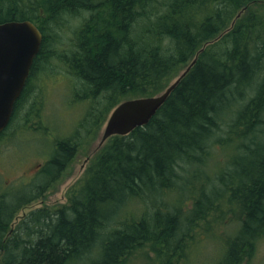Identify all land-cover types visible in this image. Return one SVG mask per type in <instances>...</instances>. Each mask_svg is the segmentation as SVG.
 Returning <instances> with one entry per match:
<instances>
[{"label":"trees","instance_id":"trees-1","mask_svg":"<svg viewBox=\"0 0 264 264\" xmlns=\"http://www.w3.org/2000/svg\"><path fill=\"white\" fill-rule=\"evenodd\" d=\"M66 18L67 49L56 54ZM12 20L42 34L31 72L59 57L76 101L91 102L79 123L86 136L124 98L160 94L195 62L145 126L105 141L67 206L33 211L11 229L26 193L5 190L0 264H129L137 254L146 264H191L199 223L226 215L237 230L215 264L252 255L264 234V0H0V23ZM75 135L45 166L51 175L84 140ZM217 146L236 154L212 179L201 167ZM133 203L155 212L135 213Z\"/></svg>","mask_w":264,"mask_h":264},{"label":"rangeland","instance_id":"rangeland-1","mask_svg":"<svg viewBox=\"0 0 264 264\" xmlns=\"http://www.w3.org/2000/svg\"><path fill=\"white\" fill-rule=\"evenodd\" d=\"M79 21L80 19L72 21V28ZM66 24L67 18L64 21L65 27L58 31V38L54 41L55 46L53 45V48L56 54L67 49V38H69L68 33L70 31L67 32ZM45 66L46 69L42 68L43 75L39 76L38 73H35L36 71L33 72L31 84L35 86L28 90L25 95L29 101L24 107L20 108L17 118L13 119L0 136V196L5 194L6 189L8 191L6 194H9L16 186H20L22 189L26 187L20 183L22 180L20 177L21 172L27 165L41 162L47 158V150L52 147L51 138L53 136L65 139L77 133L75 139H78V137L82 139L84 136V140L82 139L83 141L78 146L74 156L69 160L62 180L54 185L52 190L50 189L45 199V205L55 202V207L64 204L67 206L68 199L66 201V196L68 197L69 188L83 177L89 163L104 145V143H100V140L105 121L113 108L104 116L100 125L96 129L93 128L94 130L86 136V133L79 127V123L81 120H85L91 102L88 103L89 101L87 100L76 101V84L73 83L71 74L67 72V65L61 63L59 57L58 59L53 57L48 60ZM186 67L180 71L179 75ZM37 85L41 87H37ZM124 99H131V97L128 96ZM39 107L43 108L41 111L43 119L41 118ZM218 147H214L212 150L214 154L210 160L212 167L210 164L208 169L201 167L202 172L205 171V174L209 173L212 179L223 167L224 160L236 154L233 151V147H223L220 151ZM216 158L220 160L215 164ZM222 161L223 163L221 164ZM213 184H215V181ZM5 185L7 187H4ZM216 187L218 188V185ZM187 203L188 201L186 200L183 205L186 207ZM39 204L41 203L33 200L22 205L13 217L12 228H15L23 221ZM135 205L136 208L141 206L139 210L134 208L136 209L135 213H140L142 210H150L149 204L148 207L147 205L133 203L132 207H135ZM224 217L226 219L224 223L210 220V218L208 223H199L194 231L195 241L192 242L190 252H188L191 264H197L198 262V264H215L218 258L220 259L223 254L224 242L227 238L233 236L237 230V219L232 217V215ZM225 219L223 218V220ZM255 243L252 255L246 258L242 264H264V234ZM219 245H221L220 248ZM129 264H146V256L137 254Z\"/></svg>","mask_w":264,"mask_h":264},{"label":"water","instance_id":"water-1","mask_svg":"<svg viewBox=\"0 0 264 264\" xmlns=\"http://www.w3.org/2000/svg\"><path fill=\"white\" fill-rule=\"evenodd\" d=\"M41 42L42 34L30 20L0 23V133L9 124L14 102L26 82ZM194 62L195 58L160 94L127 99L116 105L105 121L100 143L145 126Z\"/></svg>","mask_w":264,"mask_h":264},{"label":"flooded vegetation","instance_id":"flooded-vegetation-1","mask_svg":"<svg viewBox=\"0 0 264 264\" xmlns=\"http://www.w3.org/2000/svg\"><path fill=\"white\" fill-rule=\"evenodd\" d=\"M40 70L41 69L38 68L34 71H36L35 73H38V75L41 76V75H43V73H42L43 70H41V71ZM31 73L32 72L30 70L28 77L26 79V82L24 84V87L21 91L22 93H20L19 97L15 101V102H17L19 99V103L18 102L17 103L19 104L20 108L24 107V105L29 101V99L25 97L26 92L28 90H31V88L35 86L34 84L33 85L31 84V82L33 81L32 80L33 73L32 74ZM27 83H28V89L26 88ZM37 87H41V86L37 85ZM25 88H26V90H25ZM41 91H42V89H41ZM42 94L44 95V93H42ZM43 100H45V99H43ZM15 102H14V104H15ZM15 107H16V105H15ZM14 109L15 108L13 106V110ZM39 109H40V115L42 118L43 115H42L41 111L43 110V108L39 107ZM12 113H13V111H12ZM11 116L12 117L10 118L11 119L10 122L12 121L13 114ZM7 128H8V126L0 133V136L5 132V130ZM61 139L59 136H53L51 138L52 147L47 150L46 157L48 159L46 158V159H43L41 162H35V163L30 164V165H27L26 168L23 170V172H21L20 177L22 178V180L20 183H22L24 186H26L27 189H26V187L24 189H22L20 186H16L12 191V193H14V194L15 193L16 194L21 193V192L24 194L26 193L25 196L22 195L23 198H26V200H27V201H25L26 203H29L30 201H33V200H36L39 203H41L38 205V207L36 209H34V211L44 210L47 213H52L58 209H61L62 207H64L66 205V204H64L62 206L55 207V202H52V204L45 205V199L47 197L46 194L48 192H50V189L51 190L53 189L54 185L58 184L62 180V178L64 176L63 174L67 170V159L65 160L64 164L60 167V169L55 174L51 175V173H49V166L45 168V166L56 155L58 145L60 144V142L61 141H67V140H64L62 137H61ZM4 187H7V185H5ZM66 201H67V196H66ZM13 222H12V224H13ZM12 224H11V229H14V228H12Z\"/></svg>","mask_w":264,"mask_h":264},{"label":"bare ground","instance_id":"bare-ground-1","mask_svg":"<svg viewBox=\"0 0 264 264\" xmlns=\"http://www.w3.org/2000/svg\"><path fill=\"white\" fill-rule=\"evenodd\" d=\"M238 15H240V13H239ZM214 51H215V50H214ZM215 53H216V52H215ZM212 57H213V56H212ZM179 76H180V75H179ZM179 76H178V77H179ZM178 77H177V78H178ZM177 78H176V79H177ZM176 79H175V80H176ZM175 80H174V81H175ZM174 81H173V82H174ZM173 82H172V83H173ZM76 85H77V84H76ZM169 85H170V84H169ZM101 97H102V96H101ZM97 98H98V97H97ZM104 99H105V98H104ZM244 108H245V107H244ZM65 139H67V138H65ZM65 139H64V140H65ZM61 140H62V139H61ZM218 154H219V153H218ZM221 155H222V154H221ZM210 165H211V164H210ZM204 172H205V171H204ZM201 174H202V173H201ZM207 174H209V173H207ZM205 178H206V177H205ZM40 183H41V182H40ZM43 183H44V182H43ZM215 183H216V181H215ZM206 185H207V184H206ZM209 185H210V184H209ZM209 185H208V186H209ZM220 186H221V185H220ZM220 186H219V187H220ZM215 190H216V189H215ZM222 192H223V191H222ZM163 194H164V193H163ZM157 195H158V194H157ZM222 195H223V194H222ZM138 197H139V196H138ZM146 197H147V196H146ZM7 198H8V197H7ZM161 198H162V197H161ZM74 199H75V198H74ZM149 199H150V198H149ZM175 199H176V198H175ZM216 199H217V198H216ZM134 200H135V199H134ZM146 200H147V199H146ZM159 200H160V199H159ZM161 200H163V199H161ZM144 201H145V200H144ZM144 201H143V202H144ZM150 201H151V200H150ZM154 201H155V200H154ZM131 202H132V201H131ZM143 202H142V203H143ZM148 202H149V201H148ZM156 202H158V201L156 200ZM163 203H164V202H163ZM17 204H18V203H17ZM144 204H145V203H144ZM156 204H157V203H156ZM129 205H130V204H129ZM138 205H139V204H138ZM163 205H164V204H163ZM147 206H148V204H147ZM149 206H150V205H149ZM149 206H148V207H149ZM155 206H156V205H155ZM161 206H162V204H161ZM137 207H138V206H137ZM140 207H141V206H139L138 208H136V205H135L134 208H136V209L139 210ZM156 207H157V206H156ZM165 207H167V206H165ZM130 208H131V206H130ZM142 208H143V207H142ZM154 208H155V207H154ZM158 208H159V207H158ZM136 209H135V210H136ZM155 209H156V208H155ZM168 209H169V208H168ZM168 209H167V211H168ZM182 209H183V208H182ZM150 210L152 211V210H153V207H152V209H150ZM157 210H158V209H157ZM157 210H156V211H157ZM165 210H166V208H165ZM165 210H164V211H165ZM131 211H132V209H131ZM131 211H130V212H131ZM133 211H134V210H133ZM153 211H154V210H153ZM138 212H139V211H138ZM154 212H155V211H154ZM186 212H187V211H186ZM136 213H137V212H136ZM166 213H167V212H166ZM169 213H170V212H169ZM181 213H182V212H181ZM52 214H54V213H52ZM139 214H140V213H139ZM149 214H150V213H149ZM160 214H161V212H160ZM116 215H117V214H116ZM136 215H137V214H136ZM140 215H141V214H140ZM151 215H152V214H151ZM156 215H157V214H156ZM179 215H180V214H179ZM185 215H186V214H185ZM159 216H160V215H159ZM146 217H147V216H146ZM151 217H152V216H151ZM153 217H154V216H153ZM182 217H183V216H182ZM126 219H127V218H126ZM136 219H137V216H136ZM142 219H143V218H142ZM149 219H150V218H149ZM137 220H138V219H137ZM144 220H145V218H144ZM177 220H179V219H177ZM120 221H121V220H120ZM125 221H128V220H125ZM123 222H124V221H123ZM128 222H129V221H128ZM147 222H148V221H147ZM121 223H122V222H121ZM237 223H238V222H237ZM113 224H114V222H113ZM118 224H120V223L118 222ZM119 228H120V227H119ZM232 229H233V228H232ZM21 232H22V231H21ZM16 234H17V233H16ZM228 234H229V233H228ZM229 235H230V234H229ZM227 239H228V238H227ZM194 241H195V240H194ZM220 246H221V245H219V248H220ZM203 247H204V246H203ZM212 248H213V247H212ZM223 248H224V247H223ZM214 249H215V248H214ZM140 251H141V250H140ZM191 251H192V250H191ZM252 251H253V250H252ZM148 254H149V253H148ZM210 254H211V253H210ZM212 255H213V254H212ZM244 255H245V254H244ZM207 256H208V255H207ZM210 256H211V255H210ZM219 256H220V255H219ZM211 257H212V256H211ZM214 257H215V256H214ZM127 258H128V257H127ZM128 259H129V258H128ZM198 259H199V258H198ZM211 259H212V258H211ZM218 259H219V258H218ZM200 260H201V259H200ZM218 261H219V260H218ZM123 262H124V261H123ZM198 263H199V262H198ZM198 263H197V264H198Z\"/></svg>","mask_w":264,"mask_h":264}]
</instances>
